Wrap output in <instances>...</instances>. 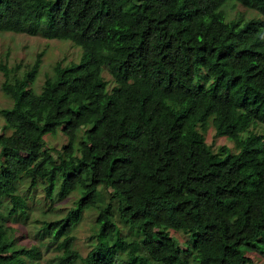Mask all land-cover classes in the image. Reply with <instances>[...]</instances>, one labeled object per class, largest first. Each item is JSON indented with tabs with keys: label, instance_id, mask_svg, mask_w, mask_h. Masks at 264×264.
Masks as SVG:
<instances>
[{
	"label": "trees",
	"instance_id": "1",
	"mask_svg": "<svg viewBox=\"0 0 264 264\" xmlns=\"http://www.w3.org/2000/svg\"><path fill=\"white\" fill-rule=\"evenodd\" d=\"M229 3L250 16L231 18ZM0 32L82 49L80 61L58 62L38 93L31 86L40 56L22 76L20 66L0 67L13 100L1 110L0 264H31L3 223L29 215L18 186L25 178L29 188L45 183L47 195L57 179L60 193H80L41 229L59 252L54 264H257L264 0H0ZM210 125L235 150H215L205 136ZM59 130L68 142L55 156L46 136ZM100 185L111 192L105 205ZM94 206L97 231L83 256L73 230ZM122 226L139 238L129 240ZM171 230L194 237L182 247Z\"/></svg>",
	"mask_w": 264,
	"mask_h": 264
},
{
	"label": "rangeland",
	"instance_id": "2",
	"mask_svg": "<svg viewBox=\"0 0 264 264\" xmlns=\"http://www.w3.org/2000/svg\"><path fill=\"white\" fill-rule=\"evenodd\" d=\"M226 8L231 18H236L239 14H242L243 18L247 19L251 14L250 10L241 4L232 7V4L229 3ZM254 12L256 15L257 12ZM81 55L82 49L69 40L49 39L42 35H30L24 32H0V67L3 64L9 68L20 66L17 74L22 76L29 66H32L39 56L41 57L39 72L31 86L37 93L41 91L46 77L53 75L54 66L58 62L63 63V65L78 62L81 59ZM105 75L107 79H110V75L107 72H105ZM4 81L5 76L0 69V127L4 125V117L1 115V110L11 107L13 104L12 98L3 91L2 83ZM205 136L207 142L212 144L215 150H218L222 145H227L232 151L235 150L234 143L230 138L226 136L215 137V129L212 125L205 131ZM46 141L47 146L57 156L63 145L68 142V139L59 130L57 134L47 135ZM57 181L51 187L50 195H47L45 183H39L36 187L29 188V179L25 178L19 181L20 194L28 200L29 215L25 217L19 214L18 220H14L12 217L3 220V223L10 229V233L15 238L16 244L27 248L25 256L26 260L31 262V264H54V261L56 262L54 258L59 252L54 245L49 249L47 248L51 236L42 237L40 235L41 229L44 221H53L65 216L80 196L79 192L71 194L60 193ZM99 195V205H105L111 199V192L104 185H100ZM114 205L117 207L116 201H114ZM9 208L10 205L5 203L3 206L4 213H7ZM98 211L95 206L85 210L81 220L74 227L75 241L73 248L78 250L83 256H86L92 248L94 242L92 236L97 231ZM122 232L129 240L139 238L129 227L122 226ZM171 235L182 247L189 245L194 237L191 233L175 230H171ZM32 250H37V254L40 256V260L37 263L33 261ZM140 250L142 253L145 252L141 247ZM254 255L257 264H264L263 255L259 253Z\"/></svg>",
	"mask_w": 264,
	"mask_h": 264
}]
</instances>
